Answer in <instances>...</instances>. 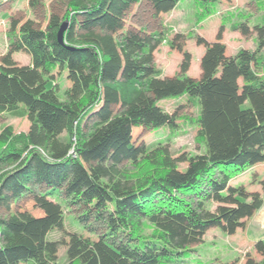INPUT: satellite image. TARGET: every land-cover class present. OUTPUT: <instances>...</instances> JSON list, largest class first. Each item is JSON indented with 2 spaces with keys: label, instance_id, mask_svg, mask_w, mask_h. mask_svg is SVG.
I'll use <instances>...</instances> for the list:
<instances>
[{
  "label": "trees",
  "instance_id": "16d2710c",
  "mask_svg": "<svg viewBox=\"0 0 264 264\" xmlns=\"http://www.w3.org/2000/svg\"><path fill=\"white\" fill-rule=\"evenodd\" d=\"M140 1L68 0L64 43L59 22L45 31L20 26L9 32L30 54L32 67L9 74L0 66V112L31 123L22 133L10 125L0 131V264H57L44 231L61 203L41 197L43 216L34 215V207L13 205L32 183H44L47 195L64 191L88 207L81 219L94 216L106 224L98 238L77 245L82 247L66 264H192L187 251L210 227L234 233L262 207L259 192L250 196L232 180L264 163V55L241 50L225 57L224 44L206 42L201 79L161 78L146 38L161 42L166 29L150 37L142 27L140 33L124 30V16ZM150 1L159 13L180 0ZM216 1L192 2L205 12ZM55 66L70 82L62 96L45 79ZM183 95L199 107L194 123L206 150L186 156L180 168L168 150L176 118L159 100ZM138 126L160 133L161 140L138 144ZM64 133L75 143L64 141ZM261 183L264 190V178ZM247 264L256 263L249 256Z\"/></svg>",
  "mask_w": 264,
  "mask_h": 264
},
{
  "label": "rangeland",
  "instance_id": "374dc122",
  "mask_svg": "<svg viewBox=\"0 0 264 264\" xmlns=\"http://www.w3.org/2000/svg\"><path fill=\"white\" fill-rule=\"evenodd\" d=\"M192 1L180 0L170 10L164 9L158 13L153 1L141 0L137 4L133 3L128 9L129 13L124 16V30L140 33L138 30L142 27L145 29L142 34L146 37L152 36L154 31L166 29L161 42L154 39V36L146 38L152 45V66L155 67L156 75L161 78L187 76L201 79L204 76L202 61L206 42L220 41L224 44L225 57L235 56L241 50L256 53L257 57L264 55V46H259V36L264 32V0H217L210 3L213 8L205 12H200L205 8L204 5H195ZM68 8V0H0L1 68L9 74H18L21 69L32 67L30 54L15 45L17 38L9 36V32L18 31L20 26L32 31H45L51 22H59L61 27L67 21L63 15ZM234 24H239L236 30L233 28ZM187 54L190 55L189 60L186 59ZM6 57L10 60H5ZM251 65L257 69V61L251 59ZM261 69L264 74V66ZM65 71L55 66L51 73L45 75V79L49 80L48 86L56 85L60 96L70 84ZM237 81L242 83L241 77ZM159 103L176 118L175 135L168 141V150L179 167L184 168L186 156L202 154L206 150L203 141L197 137L198 127L194 123L199 116V107L187 103L185 95L162 99ZM30 123L29 117L0 112V131L10 125L15 133H22L29 129ZM133 131L138 144L161 140L160 133H154L143 126L135 127ZM168 131L169 128H166L162 138ZM68 138L75 143V136L70 137L66 133L62 135L64 141ZM252 167L233 178L232 184L242 185L250 192V196L253 192H259L264 201L261 183L264 178V163ZM2 170L0 169V174ZM43 184H30L32 189L15 199L13 205L15 208L34 207L36 210L33 214L43 216L44 209L40 208V202L38 204L41 197L47 202L61 203L56 220L44 231V240L48 245H55L52 258L56 263L66 264L82 246L106 231V224L96 220L94 216L84 221L81 215H85L88 207L83 202H71L64 191L55 195L44 194L42 192H46V187ZM249 200L251 197L246 201ZM209 207L214 210L216 205L212 203ZM146 232L151 230L147 229ZM73 242H77L74 247ZM187 252L192 264H247L249 256L256 264H264V203L253 215L244 218L243 226L236 232L230 234L219 226H212L204 234L203 241L190 247Z\"/></svg>",
  "mask_w": 264,
  "mask_h": 264
},
{
  "label": "water",
  "instance_id": "95a60500",
  "mask_svg": "<svg viewBox=\"0 0 264 264\" xmlns=\"http://www.w3.org/2000/svg\"><path fill=\"white\" fill-rule=\"evenodd\" d=\"M68 21H64L58 31V40L60 43H64V32L68 27ZM0 237H1V231H0ZM0 247H1V242H0Z\"/></svg>",
  "mask_w": 264,
  "mask_h": 264
}]
</instances>
